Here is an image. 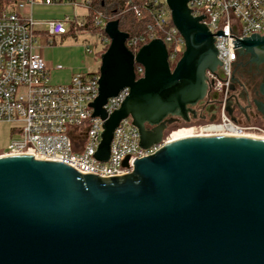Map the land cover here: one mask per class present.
I'll list each match as a JSON object with an SVG mask.
<instances>
[{"label":"water","instance_id":"obj_1","mask_svg":"<svg viewBox=\"0 0 264 264\" xmlns=\"http://www.w3.org/2000/svg\"><path fill=\"white\" fill-rule=\"evenodd\" d=\"M189 1L164 0L184 41L173 68L162 40L133 53L118 20L104 24L109 43L99 57L97 97L87 104L90 117L103 121L95 160L108 159L121 120L130 117L146 150L168 126L195 118L192 107L208 98L205 74L220 76L222 63ZM231 42L238 57L264 61V36ZM135 65L143 69L138 78ZM125 88L107 115L103 106ZM0 264H264V140L187 137L108 178L28 155L1 157Z\"/></svg>","mask_w":264,"mask_h":264},{"label":"built area","instance_id":"obj_2","mask_svg":"<svg viewBox=\"0 0 264 264\" xmlns=\"http://www.w3.org/2000/svg\"><path fill=\"white\" fill-rule=\"evenodd\" d=\"M61 2L27 0L25 3L51 5ZM163 4L153 15V26L141 35L128 38L126 47L136 53L142 45L160 39L172 68L171 64L177 63L184 51V41L172 25L165 2ZM22 6L23 3L17 4L19 8ZM188 7L193 17H205L201 23L213 35L216 57L222 63L217 68L220 76L209 72L205 75L208 90L219 93L222 101L215 120L192 125L185 130L191 131L192 136L201 137L264 135L258 127L233 122L225 111V90L231 83L232 69L239 58V47L234 48L231 41L248 38L251 34L264 36V0H190ZM84 24L85 21L69 17L39 22L30 17L22 18L15 11H0V123L14 125L13 131L16 132V136L0 151V158L28 155L39 161L65 164L83 175L121 177L132 173L136 159L153 155L171 142L170 133L163 136L160 144L146 150L140 148L137 129L127 117L113 132L108 159L99 162L92 157L101 140L103 121L90 117L93 111L87 104L97 97L98 72L89 73L85 69L86 72L74 73L64 84H53L49 69L36 51L38 26L44 25L47 35L55 37L65 35L71 26L75 29ZM104 24L100 14L93 19L95 27L103 28ZM219 31L234 38L214 35ZM104 42H108L106 37ZM83 50L84 55L90 53L88 44L83 45ZM55 69L62 68L56 66ZM134 71L136 78L143 73L139 65L134 66ZM127 95L128 89L125 88L108 99L103 106L105 113L109 115L118 110ZM125 160L126 166H123Z\"/></svg>","mask_w":264,"mask_h":264},{"label":"flooded vegetation","instance_id":"obj_3","mask_svg":"<svg viewBox=\"0 0 264 264\" xmlns=\"http://www.w3.org/2000/svg\"><path fill=\"white\" fill-rule=\"evenodd\" d=\"M260 60L254 62L250 60L249 55H242L233 66L231 83L225 90V107L231 109V117L237 123H250L256 119L264 121V92L260 90L264 83V61ZM221 101V95L210 89L208 98L192 107L196 113L195 118L189 116V123L176 121L167 127L165 133L185 130L210 119L215 120Z\"/></svg>","mask_w":264,"mask_h":264},{"label":"rangeland","instance_id":"obj_4","mask_svg":"<svg viewBox=\"0 0 264 264\" xmlns=\"http://www.w3.org/2000/svg\"><path fill=\"white\" fill-rule=\"evenodd\" d=\"M105 37L104 33L102 35L101 33H95L94 36H91V34L77 35L76 39L67 36L62 42L56 40L53 47V60L50 57L44 59V62L51 63L53 68L56 66L62 68L60 71L49 72L51 82L53 84L64 83L69 76V70L72 69L77 72H86L85 69L89 73L98 72L100 65L99 57L102 54L99 52L104 47V43H109V41L104 42ZM85 44H88L90 53L84 55L83 45ZM175 64L176 62L172 63L171 67L173 68ZM239 124L258 127L264 131V121L260 119H256L250 123L240 122ZM13 128H15L14 125L0 123V151L6 147L11 138L16 136ZM170 133H165L164 136L167 137ZM252 136L264 139V135L261 134H252Z\"/></svg>","mask_w":264,"mask_h":264},{"label":"trees","instance_id":"obj_5","mask_svg":"<svg viewBox=\"0 0 264 264\" xmlns=\"http://www.w3.org/2000/svg\"><path fill=\"white\" fill-rule=\"evenodd\" d=\"M163 3V0H156V2L155 0H88L89 16L86 18L84 26L75 29L71 26L68 32L62 36L76 39L77 35L91 34L94 36L95 33L102 35L103 28L93 25V19L100 14L105 23L118 20L119 30L132 38L143 34L148 27L153 26V15L160 6H164ZM10 6V0H0V11L8 9ZM107 46V43L104 44L99 53H103Z\"/></svg>","mask_w":264,"mask_h":264},{"label":"crops","instance_id":"obj_6","mask_svg":"<svg viewBox=\"0 0 264 264\" xmlns=\"http://www.w3.org/2000/svg\"><path fill=\"white\" fill-rule=\"evenodd\" d=\"M11 6L7 10L17 12L22 18H32L35 21L46 22L50 20H60L64 17H69L70 19H76L79 21H85L89 16V11L87 7L88 0H62L61 3L44 5V4H33L26 5L27 0H10ZM18 3H23L22 7H17ZM37 36V49L36 51L41 56L44 61L45 58H51L53 60V54L55 46V41H64L65 37L55 36L49 37L46 33L44 25H40L36 29ZM46 67L51 71H60L53 68L51 63L44 62ZM62 70V69H61ZM77 73L75 70H69V76L65 80L66 83L69 78ZM60 83V84H64Z\"/></svg>","mask_w":264,"mask_h":264},{"label":"bare ground","instance_id":"obj_7","mask_svg":"<svg viewBox=\"0 0 264 264\" xmlns=\"http://www.w3.org/2000/svg\"><path fill=\"white\" fill-rule=\"evenodd\" d=\"M192 133L189 130H177L175 132H171V137L170 140L171 141H176L179 139H183V138H187V137H192ZM248 138H252V139H258L257 137H248ZM264 140V139H261Z\"/></svg>","mask_w":264,"mask_h":264}]
</instances>
